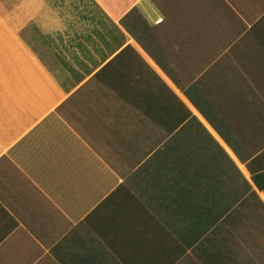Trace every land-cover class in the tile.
I'll list each match as a JSON object with an SVG mask.
<instances>
[{
    "label": "crops",
    "instance_id": "0c3cea01",
    "mask_svg": "<svg viewBox=\"0 0 264 264\" xmlns=\"http://www.w3.org/2000/svg\"><path fill=\"white\" fill-rule=\"evenodd\" d=\"M0 6V264H264V0Z\"/></svg>",
    "mask_w": 264,
    "mask_h": 264
},
{
    "label": "rangeland",
    "instance_id": "374dc122",
    "mask_svg": "<svg viewBox=\"0 0 264 264\" xmlns=\"http://www.w3.org/2000/svg\"><path fill=\"white\" fill-rule=\"evenodd\" d=\"M16 0H0V6L7 7V6H13L16 4ZM0 16L5 17L7 15L0 14Z\"/></svg>",
    "mask_w": 264,
    "mask_h": 264
}]
</instances>
